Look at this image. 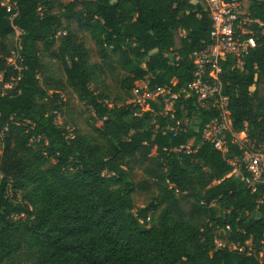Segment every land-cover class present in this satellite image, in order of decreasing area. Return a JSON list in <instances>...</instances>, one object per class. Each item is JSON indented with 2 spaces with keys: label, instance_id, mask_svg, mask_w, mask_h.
<instances>
[{
  "label": "trees",
  "instance_id": "16d2710c",
  "mask_svg": "<svg viewBox=\"0 0 264 264\" xmlns=\"http://www.w3.org/2000/svg\"><path fill=\"white\" fill-rule=\"evenodd\" d=\"M10 1L16 9L0 5V86L19 78L0 92V264H264V186L251 192L244 169L242 178L229 176L236 145L222 152L200 140L216 111L187 93L170 118L158 114L160 101L142 111L131 94L147 74L148 89L187 87L190 54L209 41L204 5ZM247 11L264 25V0H248ZM252 32L257 44L242 69L230 56L220 60L222 91L232 130L264 144V31ZM16 50L19 71L7 64ZM44 55L59 59L63 73ZM116 71L122 77L112 91L104 79ZM67 86L92 111L89 133L55 123ZM184 117L188 125L175 136L152 123ZM190 139L194 152L174 150ZM131 164L142 179L131 178ZM135 192L148 201L136 207Z\"/></svg>",
  "mask_w": 264,
  "mask_h": 264
},
{
  "label": "built area",
  "instance_id": "2783aa9c",
  "mask_svg": "<svg viewBox=\"0 0 264 264\" xmlns=\"http://www.w3.org/2000/svg\"><path fill=\"white\" fill-rule=\"evenodd\" d=\"M206 9L211 22L209 41L200 49L194 50L190 54L192 61V79L187 87L175 92L166 86H156L148 89V76L139 80L136 87L132 88L131 94L135 103L141 105V110H149L150 101H160L161 108L158 114L173 118L174 102L181 94L193 93L196 102L204 108H212L216 111V116L206 122L200 130V140L213 145L214 148L226 151L228 144H233L240 150V156L228 159L231 165L229 176L242 178L241 169L248 174V188L251 192H256L258 187L264 186V144L249 140L244 130L235 132L231 127L230 109L228 106V96L223 93L222 66L220 60L226 56L233 59L234 66L238 69L243 67V57L251 48L256 46V38L253 36L252 26H257L264 31V25L259 19H253L247 11L248 0H199ZM0 5L5 6L9 11L16 9L14 1L0 0ZM17 11L10 14L9 19L16 15ZM16 36L21 31L14 27ZM19 47V46H18ZM177 59V57H175ZM21 57L18 50L7 58V64L19 71ZM144 66V65H143ZM1 79L2 75L0 74ZM18 76H11L10 81L4 82L5 88L15 87ZM14 81V82H13ZM3 93V92H2ZM107 105L111 103L104 100ZM141 112L138 111L137 114ZM156 129L162 133L171 132L175 136L180 131H184L188 125L186 117L176 119L170 123L159 125L157 120L152 119ZM196 147L193 139L186 144L175 147L174 150L181 149L184 152H194ZM2 152V132L0 131V155ZM264 199V192L260 195L258 203ZM249 245V241H246ZM235 248V246H233ZM244 247H239L243 250ZM260 260L264 259V244L258 252Z\"/></svg>",
  "mask_w": 264,
  "mask_h": 264
},
{
  "label": "rangeland",
  "instance_id": "374dc122",
  "mask_svg": "<svg viewBox=\"0 0 264 264\" xmlns=\"http://www.w3.org/2000/svg\"><path fill=\"white\" fill-rule=\"evenodd\" d=\"M66 1V0H62ZM60 35H58V39H60ZM46 54H48L46 52ZM44 61L48 64L50 69L54 71L56 74L63 73L62 71V64L59 59L52 58L49 55H44ZM58 77V76H56ZM118 77H122L118 74V71L109 73V76L104 79L106 83H108L112 91H116L118 89ZM65 78V76H64ZM99 79H102L99 78ZM1 81V76H0ZM14 82V81H13ZM93 86V85H92ZM253 88V87H252ZM14 88L13 86L10 88H5L3 85L0 86V92L6 93L8 91H12ZM51 92V91H50ZM63 101L61 104V109L55 117V123L61 128L67 129L71 131L72 129H77L82 133H89L91 131L90 128V116L92 111L88 109L83 102L78 100L77 95L72 91V89L67 86L64 91L62 92ZM131 178L134 181L142 179V175L140 169L135 164H131L128 168ZM133 199L136 207L144 205L149 196L146 193L135 192L133 194ZM158 211L154 213L156 216ZM223 241L217 239V244L220 245ZM247 247H249L247 245Z\"/></svg>",
  "mask_w": 264,
  "mask_h": 264
}]
</instances>
